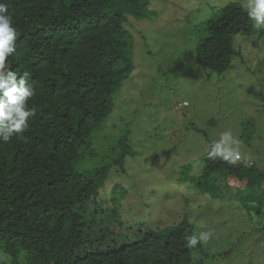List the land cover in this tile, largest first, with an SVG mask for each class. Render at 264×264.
Masks as SVG:
<instances>
[{"label": "trees", "instance_id": "1", "mask_svg": "<svg viewBox=\"0 0 264 264\" xmlns=\"http://www.w3.org/2000/svg\"><path fill=\"white\" fill-rule=\"evenodd\" d=\"M5 2L18 29L8 63L18 74H32L29 82L37 94L29 106L36 105L37 115L29 120L26 139L0 142V264H190L201 245L185 244L194 233L188 218L160 232L147 230L134 241L92 249L93 226L83 213L88 201L102 208L97 201L108 171L114 165L124 168L129 154L125 136L117 144L124 151L111 162L76 168L83 146L93 143L114 107V95L134 69L127 14L143 17L149 2ZM205 25L208 35L197 46V62L223 72L237 53L235 35L252 34L251 21L239 3L230 2ZM203 160L202 175L183 182L206 192L220 174L228 184L264 185V171L254 162L229 165L206 154Z\"/></svg>", "mask_w": 264, "mask_h": 264}, {"label": "rangeland", "instance_id": "2", "mask_svg": "<svg viewBox=\"0 0 264 264\" xmlns=\"http://www.w3.org/2000/svg\"><path fill=\"white\" fill-rule=\"evenodd\" d=\"M147 2L149 13L127 14L124 23L134 69L76 164L88 170L111 162L127 137L124 168L112 166L100 189L102 208L93 201L83 208L95 228L91 248L134 241L188 218L194 232H214L190 264H264V185L228 184L218 174L203 192L182 180L202 175L208 145L225 131L240 140L243 161L264 171V30L235 35L230 67L212 71L197 62L196 49L226 0Z\"/></svg>", "mask_w": 264, "mask_h": 264}, {"label": "clouds", "instance_id": "3", "mask_svg": "<svg viewBox=\"0 0 264 264\" xmlns=\"http://www.w3.org/2000/svg\"><path fill=\"white\" fill-rule=\"evenodd\" d=\"M226 0L223 6H227ZM241 9L246 12L252 27L264 30V0H239ZM18 29L13 23L9 4L0 0V142L9 143L16 139H26L29 120L37 115V107L29 102L36 96L37 89L30 83L31 73L24 70L16 73L9 66V57L16 52ZM208 160H221L229 165L245 160L240 151V140L231 131L221 133L219 139L212 140L206 151ZM171 226V225H170ZM212 229L200 230L186 236L189 249L197 245L206 246L213 238Z\"/></svg>", "mask_w": 264, "mask_h": 264}, {"label": "built area", "instance_id": "4", "mask_svg": "<svg viewBox=\"0 0 264 264\" xmlns=\"http://www.w3.org/2000/svg\"><path fill=\"white\" fill-rule=\"evenodd\" d=\"M183 104H184V105H188V102H187V101H185Z\"/></svg>", "mask_w": 264, "mask_h": 264}]
</instances>
